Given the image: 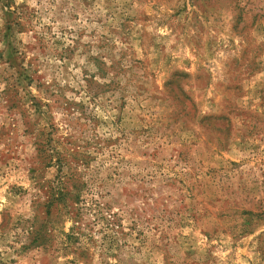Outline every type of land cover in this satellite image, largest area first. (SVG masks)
<instances>
[{
	"label": "rangeland",
	"instance_id": "rangeland-1",
	"mask_svg": "<svg viewBox=\"0 0 264 264\" xmlns=\"http://www.w3.org/2000/svg\"><path fill=\"white\" fill-rule=\"evenodd\" d=\"M0 264H264V0H0Z\"/></svg>",
	"mask_w": 264,
	"mask_h": 264
}]
</instances>
